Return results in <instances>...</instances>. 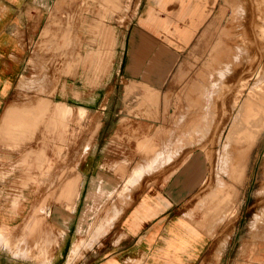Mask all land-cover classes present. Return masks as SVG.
I'll list each match as a JSON object with an SVG mask.
<instances>
[{"label": "rangeland", "instance_id": "374dc122", "mask_svg": "<svg viewBox=\"0 0 264 264\" xmlns=\"http://www.w3.org/2000/svg\"><path fill=\"white\" fill-rule=\"evenodd\" d=\"M60 1L68 4L67 10H52L44 25L49 23L51 28L42 27L37 37L24 45L25 68L7 98L9 105L0 114V127L12 107L22 111V123L35 119L28 127L12 124L0 134V180L6 185L5 196L12 201L24 190L26 196L36 197V205L43 203L39 212L45 219L42 227H32L33 220L25 226L30 232L27 245L33 251L36 239L48 238L43 233L50 227L49 208L53 205L68 213L78 190L77 210L68 215V227L73 219L74 238L79 237L76 228L82 211L93 199L102 204L92 214L90 225L115 208L120 218L134 201L143 178L148 185L157 169L168 173L187 158L200 155L206 166L200 209L214 220L218 231L216 251L203 264H264L258 257L264 247V0H206L207 16L187 42L162 29L158 32L156 38L166 42L158 44L162 50L146 44L152 34L139 27L149 0H115L117 8L107 0ZM177 8V2L169 3L159 15L165 17ZM100 21L115 34L106 62L103 56L90 54L100 50L96 27ZM155 52L169 59L162 61L167 67L154 81L160 91L148 86L149 92L158 95L156 101H149L151 93L141 86V80L128 76L138 72L134 68L144 71V65L135 62L152 66ZM40 99L85 111L80 122L68 118L66 141L47 129L48 112L39 115L37 110ZM141 100L150 107H143L144 103L134 107ZM133 119H153L156 128L141 137L135 129L124 137L112 136L114 129L122 131ZM41 150L49 161L39 166ZM160 154L144 175H138L136 185L128 189V198L120 201L115 192L126 191L128 178ZM86 164L93 170L82 173ZM76 174H80L78 190L73 189L76 191L67 198L64 189ZM98 185L107 190L100 198L95 196ZM118 221L102 243L113 239ZM2 228L0 248L11 251L9 242L11 252L22 255L14 247L17 242L10 227ZM90 239L86 249L91 248ZM45 243L35 245L44 258Z\"/></svg>", "mask_w": 264, "mask_h": 264}, {"label": "crops", "instance_id": "0c3cea01", "mask_svg": "<svg viewBox=\"0 0 264 264\" xmlns=\"http://www.w3.org/2000/svg\"><path fill=\"white\" fill-rule=\"evenodd\" d=\"M174 2L178 3V8L174 12L166 13L165 17H161L159 12L164 11L167 4ZM107 3H111L115 8L118 7L115 0H107ZM205 3L206 0H149L146 9L140 16L141 25L139 26L144 33L152 34V40H148L146 44H154L155 50H162L159 45L166 44V42L156 38L161 29L174 35L176 39L187 42L207 16ZM196 4L199 5L198 8H196ZM67 8L68 4L60 0H0V114L9 105L7 98L18 75L25 68L24 45L29 44L37 37L52 10L65 11ZM51 20L50 18L49 21L52 22ZM178 21L185 23L179 25ZM48 25L51 28L49 23L44 28H47ZM96 27L98 28L97 36L101 39L100 50L92 51L90 54L99 58L103 56V62L104 59L106 62L112 53L115 34L112 28L101 21ZM152 55H155L151 59L152 66L146 67L145 63L138 62L136 64L135 62L136 66L144 65V71L142 68L140 71L134 68L133 71L138 72H134L128 77L134 81L139 78L141 86L143 85L148 92L149 87L159 92L160 89L154 81L157 82V78L162 76L163 70L167 67V64H163L162 61H167L169 58H162L156 52ZM153 67L156 68V71L153 70ZM44 82L47 83V79ZM149 93H151V96L147 97L149 101H153L158 96L153 92ZM146 102L138 101V105L134 107L146 104ZM151 106L156 107V105ZM143 107H150V104L147 103ZM37 110L39 115L48 112L46 127L61 141L67 140L65 135L68 118L74 117L76 121L80 122L85 116V111L82 109L76 110L63 102H55L51 105L46 99H40L37 102ZM21 112L16 111L14 107L6 112L0 127V134L8 131L12 124L24 126L25 123L27 127L32 125L35 121L34 118L33 121L21 122V117H19ZM105 118L103 117V120ZM133 120V124L127 128L124 127L122 131L120 128L114 129L112 136L124 137L125 132L129 134L135 129L136 134L141 137L152 134L154 132L152 129L156 128V122L153 119ZM100 134L98 131L97 137ZM13 137L8 138L14 139ZM162 155H158L151 161H146L147 166L145 169L137 170V175L139 173L144 175L143 172H147L149 166H153ZM38 156H40L39 166L49 161L43 150L39 152ZM81 170L82 173H88L93 168L86 164ZM205 173L206 166L200 155L187 158L179 167L168 173L157 169L151 173L154 177L150 178L148 185L143 181L144 178L140 181V183L143 182L142 188L138 187L139 183L135 190L134 201L124 209L120 218L119 209L115 208L114 211H109L103 219L97 218L90 225L92 214L102 204L93 199V204L82 211L80 222L76 228L79 237L74 238L73 219H69L68 227V215L77 210L75 200L79 195L77 182L80 180V174H76L75 177L68 179L69 193L76 191L73 189L78 190L76 198L72 200L71 205L69 204V208L67 207L68 213L53 205L49 208L47 217L50 227L43 233V237L48 238L43 241L36 239V243L32 246L33 251L30 245H27V236L30 232L25 226L28 221L33 220L36 224L33 223L32 227H42V221L45 219L39 212L42 210L40 208L43 203L36 205V197L26 196L24 190L20 197H13L10 201L9 197L4 194L6 185L3 180H0V243L4 240L2 226H8L12 232V239L17 242L14 246L17 253L24 255L13 254L11 252L13 246L7 242V248L11 251L4 247L0 248V264H203L211 259L218 244L216 223L211 218H207L200 209L205 197V193L201 192ZM50 177V180L53 181L54 174ZM136 178V174L135 177L134 175L130 176L126 187L135 186ZM124 179L126 180V177ZM129 181L133 184H130ZM127 188L126 191L115 192L120 201L128 198L129 190L127 191ZM106 191L98 185L95 196L100 198L105 195ZM65 195L68 197L67 193ZM60 221L64 225H60ZM117 221L119 224L118 228L113 230V239L109 243H102L101 239L109 234ZM45 225L47 226L46 223ZM60 226H64V228H60ZM38 231L36 230V232ZM54 238L56 240H53ZM89 239L91 248L86 249ZM38 242L45 243L46 258L41 254V249L35 247ZM27 253L31 254V257H25ZM68 255L70 256L69 260ZM258 257L260 261L264 262V247L260 249Z\"/></svg>", "mask_w": 264, "mask_h": 264}, {"label": "bare ground", "instance_id": "6f19581e", "mask_svg": "<svg viewBox=\"0 0 264 264\" xmlns=\"http://www.w3.org/2000/svg\"><path fill=\"white\" fill-rule=\"evenodd\" d=\"M228 1V0H227ZM264 10V9H263ZM258 12V11H257ZM257 14V13H256ZM263 14V13H262ZM263 16V15H262ZM260 19V18H259ZM264 19V18H263ZM255 20V19H254ZM232 44V43H231ZM237 46H239V45H237ZM232 47V46H231ZM236 49V48H235ZM238 51H239V49H238ZM228 59V58H227ZM230 62H232V61H230ZM233 64V62L231 63V65ZM230 65V66H231ZM223 66V65H222ZM229 67V66H228ZM231 71V70H230ZM233 72V71H232ZM226 73V72H225ZM228 74V73H227ZM219 78V77H218ZM213 79H215V78H213ZM254 89V88H253ZM236 93V92H235ZM236 96V95H235ZM264 96V95H263ZM253 102V101H252ZM247 104V103H246ZM254 104V103H253ZM235 106V105H234ZM243 109V108H242ZM244 110H245V107H244ZM251 110V109H250ZM255 111V110H254ZM44 112V111H43ZM245 112H246V110H245ZM244 113V112H243ZM253 114V113H252ZM239 118V117H238ZM263 118V117H262ZM261 118V119H262ZM258 126V125H257ZM231 129H232V127H231ZM240 129H242V128H240ZM239 129V130H240ZM229 136V135H228ZM63 173V172H62ZM136 174V177H138V173H135ZM135 174H134V177H135ZM139 175H140V173H139ZM131 180V182H132V179H130ZM138 180H139V178H138ZM76 182V181H75ZM130 181H129V183L130 184H133V183H131ZM139 182V181H138ZM135 183V182H134ZM136 184V183H135ZM67 185V184H66ZM75 187V186H74ZM128 189L129 188H127V191H128ZM65 190V192L68 194V197H69V183H68V185H67V187H66V189H64ZM72 191V190H71ZM67 197V198H68ZM77 199V198H76ZM40 209H42V207L40 208ZM40 211H42V210H40ZM37 213V212H36ZM39 214V213H38ZM34 215V214H33ZM37 216V215H36ZM40 218V217H39ZM35 223V222H34ZM36 224V223H35Z\"/></svg>", "mask_w": 264, "mask_h": 264}]
</instances>
